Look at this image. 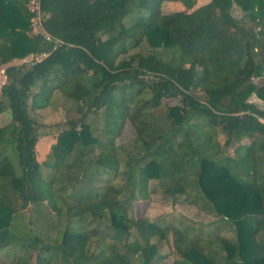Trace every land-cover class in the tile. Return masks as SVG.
Segmentation results:
<instances>
[{
	"label": "trees",
	"instance_id": "trees-1",
	"mask_svg": "<svg viewBox=\"0 0 264 264\" xmlns=\"http://www.w3.org/2000/svg\"><path fill=\"white\" fill-rule=\"evenodd\" d=\"M165 1L188 10L194 3L40 0L47 41L31 34L27 0H0V67L31 58L6 67L0 89V115L10 117L0 127V192L9 187L23 204L16 211L0 194V252L19 251L0 264H164L171 255V264H264V168L259 177L254 159L259 148L264 164V110L248 102L253 96L264 103V45L261 33L242 30L229 14L235 6L261 21L262 0H210L170 14L160 12ZM128 15L134 18L126 25ZM143 40L151 50H169L171 59L124 55ZM55 92L101 114L106 139L93 138L82 120L70 121L38 162L30 112L46 108ZM170 98L177 103L164 108V125L150 120L145 112ZM125 122L142 142L141 155L127 163L129 200H148V181L173 200L188 188L204 203L202 212L229 224L233 240L129 218L119 189L93 183L106 166L117 169L113 142ZM218 135L234 157L217 159ZM42 163L52 166L51 176H40Z\"/></svg>",
	"mask_w": 264,
	"mask_h": 264
},
{
	"label": "rangeland",
	"instance_id": "rangeland-1",
	"mask_svg": "<svg viewBox=\"0 0 264 264\" xmlns=\"http://www.w3.org/2000/svg\"><path fill=\"white\" fill-rule=\"evenodd\" d=\"M210 0H194V3L190 10L186 9L183 4L180 2H162L160 4V12L164 14H170L172 12H190L195 10L203 5L209 3ZM262 7L260 10L261 13V21L253 20L247 15H243V13L235 6H233L229 10V14L232 20L237 23L238 27L244 31H253L255 33H261L259 35L261 41L264 45V0H262ZM43 15L39 13L38 17L31 20V34H37L39 30L37 29V24L41 22ZM134 18L133 15H128L124 19V23L129 25L131 20ZM104 38V37H103ZM131 41L130 39H127ZM156 54L158 57L163 60H170L172 57V53L169 50H160V49H149L144 40L138 44L136 47L127 48V53L124 55L130 54H143L150 53ZM121 57V56H120ZM40 56L35 57V59H39ZM34 59V60H35ZM31 62V58L27 57L23 61H14L13 63H9L7 65L0 67V89L1 86L6 82L4 77V69L8 66L19 65V64H28ZM188 65V64H186ZM254 83L258 84L260 79H253ZM196 98L199 101H204L205 96L201 92L195 93ZM248 102L254 105L258 110H264V103L257 100L255 97L251 96L248 99ZM49 105L41 110H36L30 112V117L34 121L37 128V133L39 141L36 144L37 151V161L41 162L44 159H48L49 153L53 151V146L55 143V139L57 134L62 131H65L69 128L68 123L78 122L82 120L84 123L88 124L90 127V133L93 138L98 139L100 142H104L106 136L103 135V120L101 114L93 115L91 112L85 113V109L81 108L79 104L66 99L59 92H55L52 95V98L49 101ZM176 101L173 98L161 100V106L159 110L147 111L145 114L149 116L150 120L155 121L159 125H164V121L162 119V115L165 112L164 108L168 106L176 105ZM80 108V109H78ZM10 118L7 114V117L4 115H0V127L2 125L7 124L8 119ZM146 139V137L142 138ZM219 145L221 146V152L218 155L217 159H222L225 157H234L233 149L231 147L224 148L223 142L224 137L222 135H218L217 139ZM263 140V141H262ZM207 141V140H206ZM262 141V142H261ZM243 143L246 141H242ZM261 142V143H260ZM141 141L137 139V135L134 134V131L131 125L128 122H125L123 128L118 136L114 138L113 142V151L115 158L117 160L116 170H109L106 166L105 172L96 176V174L91 177L97 179V182L93 180V183L99 184L100 187L107 184L114 185L117 189L120 190V193L117 195L119 201L122 204V210L126 213L129 218H144L150 222H153L160 228H164L166 226L178 227V228H191L193 232L190 236L196 237V234L202 238H209L214 236L215 234L229 240H233V233L230 232L229 224H224L218 221V218L213 216L212 214H208L207 212H202V206L204 203L195 197L193 191L186 189L189 193L182 195H175L174 200L165 195V193L158 188L156 181H148L147 183V191L149 193L148 200H129V187L127 181V173L128 167L127 163H129L132 157L136 158L141 155V152L138 148L141 147ZM258 143L264 144V139H258ZM208 144V142H207ZM262 146V145H261ZM98 151L95 150L91 159L94 160ZM230 155V156H229ZM254 159L257 165V173L258 176L263 173V152L261 149H257L254 153ZM111 163V162H109ZM14 164V163H13ZM40 176H51L53 174L52 166L46 167L44 163L40 164ZM114 175H116L115 178ZM138 179V176H137ZM137 184V181H136ZM7 186V185H6ZM4 201L14 210L21 211L23 208V204L20 199L10 190L8 187L5 192H0ZM174 201V202H173ZM193 201L194 205L190 202ZM31 206L23 209V216L29 215V211L31 210ZM201 210V211H200ZM46 211L53 216H56L57 211L54 207L49 206ZM33 217V215H31ZM50 219V217H49ZM226 222L225 220H223ZM74 222V221H73ZM62 224V222H61ZM89 227H96V224H89ZM78 225V224H76ZM87 225V226H88ZM224 225V226H222ZM102 226V225H101ZM222 226V227H221ZM54 236V234H53ZM155 240L153 239V243ZM171 242V241H170ZM169 242V243H170ZM107 244L110 242L107 240ZM160 244L156 243L158 246ZM95 247V244L92 242V248ZM160 253L167 254L169 252L168 246L163 243L159 246ZM19 251L17 249H6L0 252V262H11L16 259ZM33 258V254H32ZM176 259L174 256H169L166 260H164V264H171L172 261Z\"/></svg>",
	"mask_w": 264,
	"mask_h": 264
},
{
	"label": "built area",
	"instance_id": "built-area-1",
	"mask_svg": "<svg viewBox=\"0 0 264 264\" xmlns=\"http://www.w3.org/2000/svg\"><path fill=\"white\" fill-rule=\"evenodd\" d=\"M26 10L31 16L30 23H31V20L33 19L36 20L39 13H41L40 0H27ZM37 29L39 30V32L37 33H40L44 37V39L48 41L49 37L44 33L43 28H42V20L40 23L37 24Z\"/></svg>",
	"mask_w": 264,
	"mask_h": 264
},
{
	"label": "crops",
	"instance_id": "crops-1",
	"mask_svg": "<svg viewBox=\"0 0 264 264\" xmlns=\"http://www.w3.org/2000/svg\"><path fill=\"white\" fill-rule=\"evenodd\" d=\"M14 61H18V60H14ZM14 61H13V62H14Z\"/></svg>",
	"mask_w": 264,
	"mask_h": 264
}]
</instances>
